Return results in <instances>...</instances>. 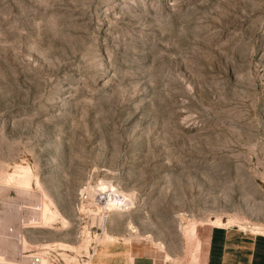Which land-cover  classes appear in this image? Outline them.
<instances>
[{
  "label": "rangeland",
  "instance_id": "1",
  "mask_svg": "<svg viewBox=\"0 0 264 264\" xmlns=\"http://www.w3.org/2000/svg\"><path fill=\"white\" fill-rule=\"evenodd\" d=\"M227 225L264 235V0H0V264Z\"/></svg>",
  "mask_w": 264,
  "mask_h": 264
},
{
  "label": "crops",
  "instance_id": "2",
  "mask_svg": "<svg viewBox=\"0 0 264 264\" xmlns=\"http://www.w3.org/2000/svg\"><path fill=\"white\" fill-rule=\"evenodd\" d=\"M170 258V257H169ZM89 264H158L157 258L127 242L97 244ZM204 264H264V235L235 226H213L207 239Z\"/></svg>",
  "mask_w": 264,
  "mask_h": 264
},
{
  "label": "bare ground",
  "instance_id": "3",
  "mask_svg": "<svg viewBox=\"0 0 264 264\" xmlns=\"http://www.w3.org/2000/svg\"><path fill=\"white\" fill-rule=\"evenodd\" d=\"M23 182H24V186H28V187H30L29 186V183H28V180H27V178H26V176H25V178L23 179ZM27 187V188H28ZM28 189H27V191L25 190V192L27 193V194H29L28 193ZM123 198V197H122ZM121 198V199H122ZM124 199V198H123ZM120 201V200H119ZM123 202H124V200H123ZM121 203V202H120ZM125 203V202H124ZM118 204V203H117ZM106 206V208L107 209H109V208H112V207H115L116 206V204L115 203H113V201H111V199L110 198H108L107 200H106V204H105ZM125 205H126V203H125ZM104 207V208H105ZM39 208L40 209H42V212H38L36 215H38V216H35V219H37V221H46L47 219H49V218H52V214H50L49 212H48V208L46 207V205H45V203H41L40 202V204H39ZM98 209H99V207H98ZM38 217V218H37ZM161 246L159 245V248H160Z\"/></svg>",
  "mask_w": 264,
  "mask_h": 264
},
{
  "label": "built area",
  "instance_id": "4",
  "mask_svg": "<svg viewBox=\"0 0 264 264\" xmlns=\"http://www.w3.org/2000/svg\"><path fill=\"white\" fill-rule=\"evenodd\" d=\"M92 253H93V249L91 248L89 256H84V257L80 256L79 259L75 260V262L69 261V263H71V264H89V258L92 255ZM82 258H84V259H82Z\"/></svg>",
  "mask_w": 264,
  "mask_h": 264
}]
</instances>
